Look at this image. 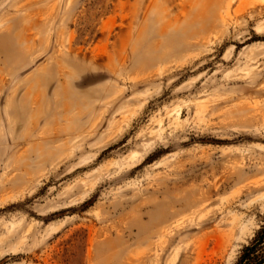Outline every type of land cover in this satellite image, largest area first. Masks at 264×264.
I'll return each instance as SVG.
<instances>
[{
    "label": "rangeland",
    "instance_id": "1",
    "mask_svg": "<svg viewBox=\"0 0 264 264\" xmlns=\"http://www.w3.org/2000/svg\"><path fill=\"white\" fill-rule=\"evenodd\" d=\"M263 221L264 0H0V264H234Z\"/></svg>",
    "mask_w": 264,
    "mask_h": 264
},
{
    "label": "trees",
    "instance_id": "2",
    "mask_svg": "<svg viewBox=\"0 0 264 264\" xmlns=\"http://www.w3.org/2000/svg\"><path fill=\"white\" fill-rule=\"evenodd\" d=\"M234 264H264V221L240 250Z\"/></svg>",
    "mask_w": 264,
    "mask_h": 264
},
{
    "label": "bare ground",
    "instance_id": "3",
    "mask_svg": "<svg viewBox=\"0 0 264 264\" xmlns=\"http://www.w3.org/2000/svg\"><path fill=\"white\" fill-rule=\"evenodd\" d=\"M174 235V234H173ZM174 238V237H173ZM171 241V240H170ZM169 243H171V242H169ZM170 246V245H169Z\"/></svg>",
    "mask_w": 264,
    "mask_h": 264
}]
</instances>
